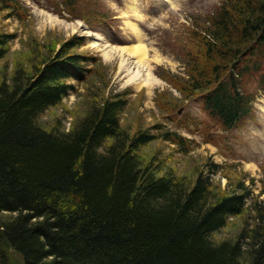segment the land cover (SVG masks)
I'll use <instances>...</instances> for the list:
<instances>
[{
  "label": "trees",
  "instance_id": "trees-1",
  "mask_svg": "<svg viewBox=\"0 0 264 264\" xmlns=\"http://www.w3.org/2000/svg\"><path fill=\"white\" fill-rule=\"evenodd\" d=\"M62 2L74 13L79 0ZM19 7L0 0L10 16L24 15ZM212 17L179 86L231 129L254 107L246 81L264 92V0H223ZM15 37L0 30V59ZM86 42L74 36L0 81V264H264V205L248 204L246 179L228 176L223 188L218 163L189 179L147 162L142 149L160 134L124 126L128 91L95 95L67 131L42 124L75 91L70 79L90 81L100 59L72 52ZM232 218L235 236L216 240Z\"/></svg>",
  "mask_w": 264,
  "mask_h": 264
},
{
  "label": "rangeland",
  "instance_id": "rangeland-1",
  "mask_svg": "<svg viewBox=\"0 0 264 264\" xmlns=\"http://www.w3.org/2000/svg\"><path fill=\"white\" fill-rule=\"evenodd\" d=\"M222 2L79 0L75 12L69 13L63 9L62 0H20L24 15L10 16L8 10L0 11V30L16 34L8 54L0 59V81L9 79L17 66L30 67L40 58L54 55L74 36L85 35L87 42L72 52L97 56L100 61L96 65L89 63L93 75L86 84L69 80L75 84V91L41 115L45 127L67 131L78 116L85 114L89 99L95 95L100 98L128 91L130 99L122 115L124 126H132V130L147 127L160 134L142 149L147 162L163 165V172L189 179L200 169L208 173L211 162L218 163L214 180L221 181L224 188L228 176L245 178L253 188L248 204L257 199L264 205V92L258 81L254 77L246 81L247 88L255 94L254 107L231 129L211 116L196 95L186 96L179 86L189 76L188 53L195 55L200 45H205L209 38L203 37L200 30L209 28ZM199 33L202 40L195 39ZM100 36L103 39L98 40ZM139 39L149 48L151 73L158 80L150 88L131 79L136 69L123 64L122 55L106 58L101 50L102 40L124 46L136 44ZM175 79L182 81L177 83ZM167 130L177 133L173 134L183 144L163 139L161 132ZM240 223L241 219L232 218L214 234L215 239L234 237ZM15 257L20 263L19 254Z\"/></svg>",
  "mask_w": 264,
  "mask_h": 264
},
{
  "label": "bare ground",
  "instance_id": "bare-ground-1",
  "mask_svg": "<svg viewBox=\"0 0 264 264\" xmlns=\"http://www.w3.org/2000/svg\"><path fill=\"white\" fill-rule=\"evenodd\" d=\"M77 24L81 25V23ZM133 26L135 27L134 23ZM99 39H103L102 36ZM101 43H103L100 44L101 50L106 58L120 54L122 55L123 64L136 69L131 79L137 80L139 85H145L150 88L154 82L158 81L151 73L149 48L142 39H139V42L136 44L124 46L113 45L107 40H102Z\"/></svg>",
  "mask_w": 264,
  "mask_h": 264
}]
</instances>
